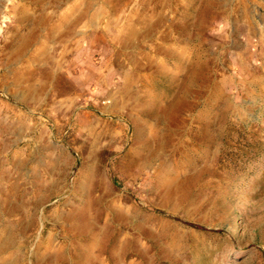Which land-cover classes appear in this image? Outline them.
Segmentation results:
<instances>
[{
  "label": "rangeland",
  "instance_id": "obj_1",
  "mask_svg": "<svg viewBox=\"0 0 264 264\" xmlns=\"http://www.w3.org/2000/svg\"><path fill=\"white\" fill-rule=\"evenodd\" d=\"M0 195V264H264V0H0Z\"/></svg>",
  "mask_w": 264,
  "mask_h": 264
},
{
  "label": "bare ground",
  "instance_id": "obj_2",
  "mask_svg": "<svg viewBox=\"0 0 264 264\" xmlns=\"http://www.w3.org/2000/svg\"><path fill=\"white\" fill-rule=\"evenodd\" d=\"M39 2L41 1L42 3H47V2H50V0H38ZM14 10L15 11H17V9H15L14 8ZM18 12V11H17ZM184 97V96H183ZM183 99V98H182ZM181 100V99H180ZM179 100V101H180ZM185 100V99H184ZM182 102V101H181ZM158 137V136H157ZM159 138V137H158ZM154 140V139H153ZM158 141V140H157ZM156 141V142H157ZM163 142V141H162ZM158 143V142H157ZM146 151H147V149H145ZM150 150V149H149ZM148 153V152H147ZM138 154H140V153H138ZM165 154H166V152H165V149L163 148V145L161 146L160 144L159 145H157L156 147H155V149H154V151H153V154L149 157V159H147L144 163H143V165L142 166H144V167H150V165L155 161V160H160V161H163V160H165ZM142 155V154H141ZM140 156V155H139ZM147 156V155H146ZM145 157V156H144ZM144 157H141V158H144ZM146 158V157H145ZM138 160H140V159H138ZM166 161V160H165ZM142 162V161H141ZM140 162V163H141ZM132 163V162H131ZM139 164V163H138ZM139 167V166H138ZM131 168H132V166H131ZM145 169V168H144ZM0 200H1V195H0ZM12 205V204H11ZM9 207V206H8ZM2 213V212H1ZM1 223V222H0ZM88 225V224H87ZM88 227H89V225L88 226H84V227H82V231H86V230H88ZM103 231V230H102ZM99 234V233H98ZM102 234V233H101ZM100 236V235H99ZM107 236V235H106ZM7 239V238H6ZM90 239V238H89ZM90 241H91V239H90ZM98 241H99V239H98ZM100 242V241H99ZM123 243V242H122ZM85 244V243H84ZM97 244H96V240L95 241H93V242H91L90 244H87V245H85L86 246V250H90V252H92L91 250H93L94 248H96L95 246H96ZM99 245H100V243H99ZM1 246V245H0ZM18 246V245H17ZM106 247H107V245H105ZM98 247V246H97ZM123 247V246H122ZM83 248V247H82ZM124 248V247H123ZM136 248V247H135ZM98 249H100V248H98ZM127 249V248H126ZM85 250V251H86ZM118 250V249H117ZM114 253V252H113ZM125 253V252H124ZM123 253V254H124ZM127 253V252H126ZM89 254V253H88ZM128 254V253H127ZM131 254H135V253H131ZM119 255V254H118ZM129 255V254H128ZM16 256V255H15ZM90 256V255H89ZM110 256V255H109ZM121 256V255H120ZM134 256V255H133ZM126 257H129V256H125L124 258H126ZM130 258V257H129ZM142 258V257H141ZM140 258V259H141ZM136 261V260H135ZM134 261V262H135ZM142 261V260H141ZM127 262V261H126ZM149 262V261H148ZM117 263V262H116ZM124 264V263H123ZM134 264V263H133ZM136 264V263H135ZM140 264V263H139Z\"/></svg>",
  "mask_w": 264,
  "mask_h": 264
},
{
  "label": "trees",
  "instance_id": "obj_3",
  "mask_svg": "<svg viewBox=\"0 0 264 264\" xmlns=\"http://www.w3.org/2000/svg\"><path fill=\"white\" fill-rule=\"evenodd\" d=\"M184 224L185 225L187 224L188 226L193 227V228H195V229H197L199 231H204V230L206 231L207 230L206 227H201V226L195 225V224L190 223V222H186Z\"/></svg>",
  "mask_w": 264,
  "mask_h": 264
}]
</instances>
